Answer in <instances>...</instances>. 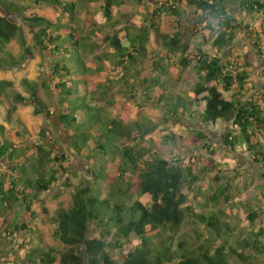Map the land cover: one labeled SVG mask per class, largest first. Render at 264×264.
I'll list each match as a JSON object with an SVG mask.
<instances>
[{"label":"trees","instance_id":"1","mask_svg":"<svg viewBox=\"0 0 264 264\" xmlns=\"http://www.w3.org/2000/svg\"><path fill=\"white\" fill-rule=\"evenodd\" d=\"M94 1L0 0V69L25 68L39 54L42 86L51 94L47 104L37 82L22 79L26 96L0 79V103L31 104L34 114L56 118L66 134L64 147L43 125L19 127L13 142L0 125L4 264H264V228H253L263 210L240 203L251 227L239 226L232 186L206 132L224 122L223 145L234 150L240 144L264 170V92L252 82L256 55L264 56V19L254 29L237 12L264 18V0H128L139 5L138 23L127 0H102L104 24L88 27L80 13ZM31 6L36 9L26 14ZM193 17L195 29L186 40L185 20ZM118 25L121 36L110 32ZM242 25L253 29L249 38L256 52L224 59ZM207 35L214 36L212 53L198 43L207 42ZM151 37L156 47L149 50ZM13 39L21 49L17 55L8 48ZM177 64L198 74L183 94L173 85ZM258 76L264 79V71ZM130 102L153 105L163 115L132 119ZM185 121L204 129L188 137L165 135L177 150L172 158L138 143L161 124ZM195 147L202 151L195 163L179 156ZM71 149L85 159L86 176L75 186L71 206L55 209L53 235L63 250L77 248L79 254L62 255L40 243L18 245L20 231L40 238L33 221L48 209L31 206L69 170ZM144 195L147 204L140 200ZM221 199L230 213L216 209ZM186 223L204 231L196 226L184 232ZM10 245L19 252L12 253ZM112 250H120L118 259Z\"/></svg>","mask_w":264,"mask_h":264},{"label":"rangeland","instance_id":"2","mask_svg":"<svg viewBox=\"0 0 264 264\" xmlns=\"http://www.w3.org/2000/svg\"><path fill=\"white\" fill-rule=\"evenodd\" d=\"M16 2H21V0H13ZM78 1V0H71ZM157 1V0H156ZM101 4L102 0H95L90 3L87 7V10L83 9L80 13L81 19L86 21L88 27H91L92 23L97 25H102L100 14L101 13ZM126 4L131 5L133 15H135V21L138 23L142 21L143 15L139 13V5H136L127 0ZM125 4V5H126ZM152 6L153 3H148ZM40 8V7H39ZM36 9L35 6H31L25 10V13H31ZM43 10V8H40ZM237 12L244 24L252 26L254 29L258 27L259 23L264 19L261 16H256V20L250 18L249 15L243 14L239 9ZM88 13V15H87ZM186 30H185V39L190 36L193 29H195L194 17L188 18L185 20ZM242 30L238 32V41H236L231 47H229L223 54L224 59L235 57H240L243 59V56L246 52L252 50L256 52L257 48L253 45L249 38V34L253 31L252 28H245L241 26ZM26 32V37L28 38L29 43H31V33L27 27H24ZM108 30V28H106ZM118 31V36L124 34V30H121V25H118L115 29H111L110 32L114 33ZM208 41L204 42L203 40L198 41L199 45L205 51L212 53L213 48L211 42L214 36H209ZM194 42H192L193 45ZM261 49L264 50V39L260 41ZM156 47L155 38L151 37L149 43V50H152ZM9 50L17 55L20 53V46L15 39L11 41L8 45ZM101 48H104L102 43ZM180 55V52H177L174 57L177 59ZM106 65H109L106 62ZM255 69L253 68L254 76L252 82L255 81L257 90L264 92V79H261L258 76L259 71H264V56L256 55L254 62ZM148 66V65H147ZM41 66V57L39 54H36L35 57L30 60L25 68H6L0 69V79L10 80L15 87L23 94L28 96L25 88L21 84L22 79L26 78L30 81H35L39 85V93L42 98L49 104V96L51 95L43 86L42 83L45 80V76L42 73ZM175 71V81L173 80V85L175 86L176 91L184 93L188 90L197 80L198 74L194 67L189 66L187 68H181L178 64L174 68ZM113 73H111L112 75ZM118 77V76H117ZM177 79V81H176ZM119 86V85H117ZM118 89V87H115ZM119 92L115 91L114 98L118 99ZM132 119H142L144 117H162V111L153 105L144 104L142 107H138L132 102ZM50 111H54L55 106L49 105ZM33 105L31 104H14L10 101L9 103H0V125L4 128V133L6 137L13 142H18V138L14 136V131L19 127L21 128H30L34 125H43L45 126L50 136L59 140L63 146H66L65 143V132L62 131V128H58L56 125V118L46 117L44 114H34ZM226 124L219 121L215 127L211 130H206L208 134L207 141L210 142L215 147L214 159L217 163L223 166V170L227 175L228 182L232 186V191L230 194L233 196L231 203L234 205V212L238 211L240 217L239 226L247 227L249 226L248 221L244 220L245 213L241 211L240 203H247V205H254L260 207L263 211L261 217L256 221L254 229H259V227L264 228V170L256 164L251 156L243 150V147L240 144L235 145L234 150L230 149L223 145L221 134L225 131ZM204 129L203 126L197 121H185L184 123H170V124H161L159 127L147 135L144 139L138 140V143L141 146H145L152 151H156L159 155L164 157L172 158L177 150L173 149L165 141V135L175 133L176 135L182 136H191L194 134L195 130ZM202 153L199 147L191 148L183 152L179 151V156L185 161L195 163L196 155L200 156ZM68 157L70 158L69 170L66 173L60 172L58 174V180L53 186L46 192H43L39 201H35L32 204L33 210H40V208L45 207L48 209V214L46 216L40 213L36 214L34 219V224L39 228L40 238H33L27 231H20L15 235V240L18 245H26L29 243H40L45 247H53L59 250L62 255L66 253L79 254L77 248L70 250H63L59 246V242L54 237L53 233L55 231V223L52 220L55 209L58 207L69 208L72 203V193L76 185H78L86 176V161L83 157L78 155L74 150L68 151ZM140 200L147 204L150 201L148 195H144ZM230 205L226 204L223 199H221L216 207V209L223 210L225 213H230ZM199 224H185L182 231L192 233L194 227L203 230ZM251 227V226H250ZM247 227V228H250ZM204 231V230H203ZM13 243V242H11ZM18 245H10L9 250L12 253L19 252ZM14 249L16 250L14 252ZM111 255L118 259L120 255V250H112ZM8 256L0 251V264L5 263V259Z\"/></svg>","mask_w":264,"mask_h":264}]
</instances>
